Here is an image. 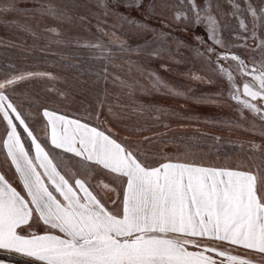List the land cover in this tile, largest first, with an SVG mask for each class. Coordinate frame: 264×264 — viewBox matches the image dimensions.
Instances as JSON below:
<instances>
[{"label":"snow or ice","instance_id":"obj_1","mask_svg":"<svg viewBox=\"0 0 264 264\" xmlns=\"http://www.w3.org/2000/svg\"><path fill=\"white\" fill-rule=\"evenodd\" d=\"M229 4L0 0V15L35 21L22 26L32 45L4 44L58 57L35 58L55 72L0 57V264H264V0ZM181 50L201 64L188 78L215 91L152 66L191 63ZM41 82L63 84L44 90L61 99ZM169 97L235 115L186 114Z\"/></svg>","mask_w":264,"mask_h":264},{"label":"rangeland","instance_id":"obj_2","mask_svg":"<svg viewBox=\"0 0 264 264\" xmlns=\"http://www.w3.org/2000/svg\"><path fill=\"white\" fill-rule=\"evenodd\" d=\"M20 6L23 7H31V4L33 0H19ZM92 3H96L97 0H91ZM199 2H202V0H199ZM220 3L225 11H230V4L229 0H220ZM7 21V23L5 22ZM31 23L33 27H35V21L30 20L27 14L24 12H16V13H9L6 15H0V45L1 48L3 47V50L5 52L4 56L7 55V57L11 58L12 62H19V66L21 67H27L30 70H40V71H58L54 66L51 64H44L41 63L39 65V68L36 69L34 67L35 64V58L39 57L41 60H43L45 57H47L50 61L58 59V57H55L51 55L48 52H40L38 49L33 50L32 52H27L23 48L13 47L11 45H6L3 43V41L6 40H15L19 42L21 39L24 40L28 45H32L34 38L29 34L26 33L23 30V25ZM54 22L51 19L45 18L44 21L41 23V29H43L45 26H52ZM93 26L95 25V20L92 21ZM40 30V29H38ZM93 31H95L93 27ZM173 36L179 37L180 39H186L188 37V33L183 31V28L174 30ZM200 34L204 35L205 39H207L206 30L203 26L200 28ZM227 35V33H225ZM41 44L45 43V41H40ZM54 50L56 49L55 45L51 46ZM7 49V51H5ZM2 56V55H1ZM3 56V57H4ZM23 57H26V60L23 59ZM182 57H187L188 60L191 61V63H181L176 64L169 62V71H165L163 69L159 68L160 62H154L153 67L157 68L160 71V74L164 76L170 83L174 85H182L184 87H194L197 91V93L200 92H209V91H215L214 86H209L204 83L196 82L188 78L186 73L189 71H197L200 69L201 64L198 62L192 55L190 51L181 50V53L178 55V59ZM33 87L36 89L37 92L40 93L41 96L44 95H50L53 99L59 101L61 98L57 97L55 94V91L51 92H45L44 90L46 88L48 89H55V88H63L64 85L61 83H53V84H47L46 82H41L39 84L33 85ZM164 103L171 105L172 107L179 108L181 111L187 113L190 112H196L200 116H208L211 118H224L228 116L235 115L234 112H230L228 109H222L220 107L212 106V105H205V104H195L191 101H185L183 99H175V98H166L163 100ZM59 107L63 108V104H59ZM69 111H74V109H69ZM184 123H189L187 121H183ZM200 129L203 131H209V132H215L225 138H229L232 140L237 139H243L245 137V134L242 132H228L221 128H214L206 124H200ZM156 131L162 132L163 129L159 128L156 129ZM181 132V133H195L196 129L189 126L185 129H169L168 134L171 135L173 132ZM165 151H174V147L172 145H168L165 149ZM220 160L223 159V157H219Z\"/></svg>","mask_w":264,"mask_h":264},{"label":"trees","instance_id":"obj_3","mask_svg":"<svg viewBox=\"0 0 264 264\" xmlns=\"http://www.w3.org/2000/svg\"><path fill=\"white\" fill-rule=\"evenodd\" d=\"M2 45H0V57H3L5 52L3 50V47L1 48ZM2 55V56H1ZM7 56V55H6Z\"/></svg>","mask_w":264,"mask_h":264}]
</instances>
